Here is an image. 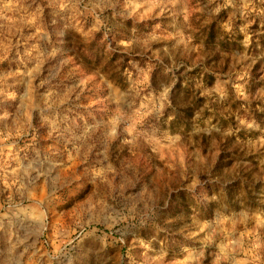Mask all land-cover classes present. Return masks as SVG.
<instances>
[{"label":"rangeland","instance_id":"374dc122","mask_svg":"<svg viewBox=\"0 0 264 264\" xmlns=\"http://www.w3.org/2000/svg\"><path fill=\"white\" fill-rule=\"evenodd\" d=\"M263 36L264 0H0V264H264Z\"/></svg>","mask_w":264,"mask_h":264},{"label":"trees","instance_id":"16d2710c","mask_svg":"<svg viewBox=\"0 0 264 264\" xmlns=\"http://www.w3.org/2000/svg\"><path fill=\"white\" fill-rule=\"evenodd\" d=\"M137 29H141L142 24H137L135 26ZM200 33L202 36V42L206 46H213L214 48H219L223 49L224 51H231L234 49L237 44L234 40H231L229 38L225 37V34L223 33L222 29L219 27V25L213 21L210 24L203 26L200 28ZM96 42L92 41L89 44H83V48L81 53V58L82 60L88 61L89 63H92L93 61V69H97L98 67H101V71L104 74L109 75V79L115 83H120L122 78H121V73H122V66L118 70V65H116V61L119 59L117 54L115 55L114 52H109V59L107 62L102 65V62L104 60V56L100 54L98 51L94 49ZM260 45L263 49L264 52V36L261 37L260 39ZM95 51V52H94ZM77 55L79 56V52H76ZM79 56V57H80ZM87 63V62H86ZM102 65V66H101ZM180 84H177L174 87V90L180 89ZM172 102L174 105L177 106L175 103V98L172 97ZM196 106H192V104H188L186 106H178L176 107V110L174 111V120H172L171 124L174 123H185L186 119H189L192 116V110ZM185 125V124H184ZM174 197H179L181 199H185V193L184 192H177L176 194L173 195ZM177 205H180L179 202H176Z\"/></svg>","mask_w":264,"mask_h":264}]
</instances>
